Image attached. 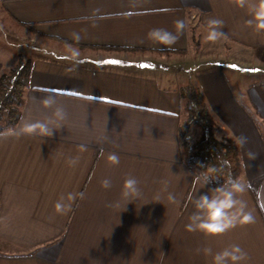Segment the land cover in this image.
Here are the masks:
<instances>
[{
  "label": "crops",
  "instance_id": "obj_1",
  "mask_svg": "<svg viewBox=\"0 0 264 264\" xmlns=\"http://www.w3.org/2000/svg\"><path fill=\"white\" fill-rule=\"evenodd\" d=\"M0 3L29 32L31 51L19 118L0 131V264H211L205 247L214 253L232 244L247 253L244 264H264V79L246 85L221 68H203L212 61L202 42L213 43L205 37L215 18L223 21L218 40L264 51V31L245 24L255 0L245 7L236 0ZM176 20L185 28L174 44L147 38L155 28L176 34ZM192 28L200 36L194 56ZM188 81L204 94L219 138H247L237 142L239 180L247 183L239 198L254 219L215 236L185 229L190 198L216 186L201 188L184 157L180 88ZM45 97L55 103L43 107ZM58 105L65 118L51 137L6 134L25 121L54 120ZM112 153L117 164L107 159ZM129 176L139 193L125 205ZM70 192L83 196L57 213L55 203Z\"/></svg>",
  "mask_w": 264,
  "mask_h": 264
},
{
  "label": "clouds",
  "instance_id": "obj_2",
  "mask_svg": "<svg viewBox=\"0 0 264 264\" xmlns=\"http://www.w3.org/2000/svg\"><path fill=\"white\" fill-rule=\"evenodd\" d=\"M237 6L245 7L248 0H236ZM250 18L245 21V24L252 27L255 31H264V0H255V3L248 6ZM223 21L220 19L210 18L207 20V35L208 41H216L224 33L220 31V26ZM185 28L183 20L175 21L176 34L166 29L155 28L147 33V38L151 41L162 45H172L178 39V34ZM79 39V36H76ZM55 101L51 97H45L41 100L43 107H51ZM55 119L47 121H25L19 128L7 130V135L19 137L21 135H36L41 138L51 137L53 131L57 130L65 118V113L62 106H56L53 113ZM247 138L243 135L237 137V142L243 146ZM83 150L84 146H79ZM250 158H254V154H248ZM108 161L111 164H117L119 157L112 153L108 156ZM70 166L77 163V158L73 157L68 160ZM215 168L209 167L196 177V182L201 188L208 187L215 179ZM104 188L111 186V181L105 178L101 181ZM247 189V183L239 179L231 177L223 181V183L209 188L208 191H200L198 194L190 198L192 212L188 217V223L185 224V229L189 232L199 231L204 235L215 236L223 234L229 229L236 226L238 223L253 222V215L247 209V204L240 199V194ZM138 181L135 177L129 176L124 180L122 185V198L127 201L125 205L132 202L138 195ZM82 197L83 193H68L66 198L61 197L54 205V209L59 214H64L70 211L72 202L76 197ZM169 200L174 201V197L169 195ZM205 255H211V264H244L247 253L238 244H232L222 248L219 251L212 252L211 248L203 249Z\"/></svg>",
  "mask_w": 264,
  "mask_h": 264
},
{
  "label": "trees",
  "instance_id": "obj_3",
  "mask_svg": "<svg viewBox=\"0 0 264 264\" xmlns=\"http://www.w3.org/2000/svg\"><path fill=\"white\" fill-rule=\"evenodd\" d=\"M199 38L196 28H192V44L196 49L200 47ZM178 52L183 53L185 50ZM30 71L31 60L28 59L0 73V131L10 128L18 120L23 91L29 85ZM180 93L184 115L179 130L186 163L198 174L209 167L215 168L213 186L229 177L239 179L243 163L237 141L217 136L219 123L196 83L188 81L180 88ZM194 128L198 129L199 136L192 142L187 136Z\"/></svg>",
  "mask_w": 264,
  "mask_h": 264
},
{
  "label": "rangeland",
  "instance_id": "obj_4",
  "mask_svg": "<svg viewBox=\"0 0 264 264\" xmlns=\"http://www.w3.org/2000/svg\"><path fill=\"white\" fill-rule=\"evenodd\" d=\"M30 34L27 29L16 23L2 8L0 3V57L7 69L15 66L19 61L30 59L31 51ZM205 52L204 59L211 60L208 66L196 67L194 70L203 68H221L230 79L239 77L241 84L250 85L255 81L264 79V51L243 49L234 43H225L223 40L213 41L211 44L202 37ZM191 56L197 53L196 47H191ZM192 69V68H191ZM190 69V70H191ZM193 78V71H191ZM199 136L198 129L194 128L187 139L194 142ZM219 137V136H218Z\"/></svg>",
  "mask_w": 264,
  "mask_h": 264
}]
</instances>
